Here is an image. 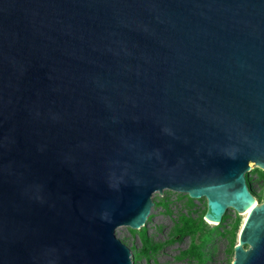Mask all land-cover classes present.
Listing matches in <instances>:
<instances>
[{
  "label": "water",
  "instance_id": "95a60500",
  "mask_svg": "<svg viewBox=\"0 0 264 264\" xmlns=\"http://www.w3.org/2000/svg\"><path fill=\"white\" fill-rule=\"evenodd\" d=\"M253 162L264 0H0V264H133L156 191L221 223ZM234 251L264 264V201Z\"/></svg>",
  "mask_w": 264,
  "mask_h": 264
},
{
  "label": "rangeland",
  "instance_id": "374dc122",
  "mask_svg": "<svg viewBox=\"0 0 264 264\" xmlns=\"http://www.w3.org/2000/svg\"><path fill=\"white\" fill-rule=\"evenodd\" d=\"M246 176L263 202L264 168L253 162ZM162 192L153 194L155 204L144 226L122 225L125 233L118 236L131 248L133 264H233L244 212L229 208L221 223H211L205 217V196L168 188Z\"/></svg>",
  "mask_w": 264,
  "mask_h": 264
},
{
  "label": "bare ground",
  "instance_id": "6f19581e",
  "mask_svg": "<svg viewBox=\"0 0 264 264\" xmlns=\"http://www.w3.org/2000/svg\"><path fill=\"white\" fill-rule=\"evenodd\" d=\"M257 200H254L251 205L244 211V214L246 216V219H247V216L250 214L252 208L254 207V205L256 204ZM152 212V211H151ZM207 219V218H206ZM208 222H211V223H218V221H214V220H210V219H207ZM246 221V220H245ZM245 223V222H244ZM125 233V227L124 226H119L117 227L116 229V234L117 236L118 235H123Z\"/></svg>",
  "mask_w": 264,
  "mask_h": 264
},
{
  "label": "trees",
  "instance_id": "16d2710c",
  "mask_svg": "<svg viewBox=\"0 0 264 264\" xmlns=\"http://www.w3.org/2000/svg\"><path fill=\"white\" fill-rule=\"evenodd\" d=\"M248 180V179H247ZM249 181V180H248Z\"/></svg>",
  "mask_w": 264,
  "mask_h": 264
}]
</instances>
